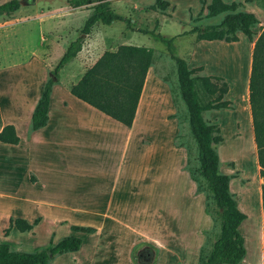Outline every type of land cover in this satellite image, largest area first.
I'll return each mask as SVG.
<instances>
[{
	"label": "rangeland",
	"instance_id": "374dc122",
	"mask_svg": "<svg viewBox=\"0 0 264 264\" xmlns=\"http://www.w3.org/2000/svg\"><path fill=\"white\" fill-rule=\"evenodd\" d=\"M5 1L7 0H0V4ZM29 1L19 0V3L20 6L27 7V14L30 12L32 16L36 15L39 12L38 10H46L45 8L49 5H51V9L63 5L67 6L65 4L66 0H36L33 6H29ZM153 1L109 0V4H111L110 7L115 13L132 19L131 22L123 24L119 29L123 33L122 35L129 30L149 29L164 37H172L173 54L183 59L190 52L192 41L195 39L194 34L183 33L192 26L201 27L216 24L222 17V13L212 17H205L206 10L203 8L201 18L193 20L191 17H194L200 9L198 0H167L169 5L163 11L149 10L148 5ZM205 1L207 3V0ZM252 1L258 6L256 9L253 8V12L258 18L256 28L260 29L264 26V0ZM47 3L50 4L48 5ZM246 10L251 12L252 7L248 6ZM88 13L87 9L73 10L60 20L52 16L48 21L55 25L58 31L66 33V31L82 28ZM13 15V12L9 14L0 13V24L6 21L7 18L13 17ZM121 22L124 23V21ZM120 24L119 21L111 23L116 28ZM5 36L7 37V34L0 36V61L3 64L18 60L22 56L21 41L13 40L11 33L8 38H5ZM123 40L124 38L122 36L119 37L117 33H115L113 39H105L101 44V48L92 50L93 54L88 55L85 63L82 62L80 57L82 64L79 70L81 71L92 64L102 50L114 49ZM129 42L128 44L152 49L153 56L150 69L153 70L154 75L166 83L170 91L171 102L172 99L174 100V103H172L175 109L173 116L177 126L174 143L182 145L188 151L186 168L197 177L195 172L197 166L195 145L188 131L184 105L179 98L175 66L166 51L165 45L155 40L151 35L143 33H132ZM205 48L208 49L210 47L205 46ZM201 49H203L202 46H197L195 49L194 61H197V54ZM218 50L220 56L226 59L234 53L233 48H219ZM209 64L213 68H219L217 66L218 63L211 58H209ZM219 64L222 65V62ZM227 64V74L234 79V83L231 89H228V96L224 95V98L226 97L225 99L231 102L232 109L207 110L202 112V117L205 121L216 123L219 126L223 140L215 146L219 156L218 169L222 173L234 175L229 180V190L236 196L237 201L240 189L247 186L250 180L242 173L241 168L236 166L235 161L230 156L229 147L232 143L241 141L244 138V132L250 138L251 131L247 128L248 116L245 112V103L238 94V86L236 84L238 78L244 84L243 70L242 68L239 69L238 62L234 64L227 60ZM221 67L224 68V66ZM197 74L201 75L203 71ZM15 77L17 78L14 81H17L19 73H15ZM149 93L151 96L153 93L152 87L149 88ZM199 95L202 97L201 92ZM157 97L158 100L156 98L148 100L144 113L148 110L155 116L160 108L165 106L161 101L162 96L157 94ZM244 122L247 123H245V130H242ZM150 125L149 123L141 125L138 128V133L142 137L146 135L150 137ZM27 131L28 121H25V116L21 115L19 117L21 145L17 148L0 146V194L9 193L14 198L13 201L0 198V206L11 207L10 203H12L14 212L22 213L23 211L27 217L32 218L31 223L34 219H38V222L29 231L19 232L11 228L4 235L3 230L8 226V223L2 226L3 221L0 218V241L7 242L12 250L31 252L46 246L49 238H51L52 243H55L62 236L71 234L68 225L60 220L64 219L69 223L71 221L75 224L85 225L91 222L93 218H96L85 213H55V210L50 207L32 204L31 198H40L47 203L67 204L73 201L99 205L104 201L107 202L104 194L113 172L112 168L116 163L117 144L97 152L45 151L46 161L41 164L44 165L42 167L44 169L42 171V183L44 185L42 184L43 189L39 190L26 185L23 181L21 171L23 165L21 161L19 162V168L12 169V176L9 174L11 169L8 168L6 162L7 159L12 157L22 158L25 145H27ZM59 161H63V163H57ZM61 164L67 166L66 170L60 171L59 166ZM61 172L64 173L62 174ZM11 179L13 183H11ZM173 181L174 188L171 193L169 180L168 186L165 179L152 185L150 176L143 175L134 182L132 189L126 192L123 199L116 200L111 198L109 201L110 207L119 209L122 218L138 228L139 232H141L140 236L152 238L154 242H138L129 249L127 256L126 244L129 239L133 238L132 236H137L127 230L120 232L108 230L101 236L94 238L83 235L79 236L82 247H80L75 257L67 253L59 254L49 264H70L72 260L75 261L74 264H197L196 256L198 250L200 246L206 244V239L217 231V221L214 214L206 209L203 193L196 191V184L192 180L194 185L190 184L186 178L175 175ZM116 185L120 186L121 184ZM25 197H29L30 202H24L23 199ZM238 207L247 215V218L239 226V231L245 239L246 255L238 264H254L260 260V251L255 246L257 231H259V236H262L263 242L262 214H258V222L256 223L255 217H249L244 207H240V205ZM92 243L97 245L96 252L94 251L96 254H94V257L87 258L85 255L93 254ZM159 250L160 257L156 261Z\"/></svg>",
	"mask_w": 264,
	"mask_h": 264
},
{
	"label": "crops",
	"instance_id": "0c3cea01",
	"mask_svg": "<svg viewBox=\"0 0 264 264\" xmlns=\"http://www.w3.org/2000/svg\"><path fill=\"white\" fill-rule=\"evenodd\" d=\"M208 1L209 0H207V2ZM222 1L226 3L231 1L241 2L244 10H246V7L251 6V12L253 14V8L256 9L258 7L252 0ZM35 2L36 0H30L29 6H33ZM47 4L49 5L50 3ZM65 4H67V2H65ZM109 6H111V4H109ZM45 9L46 10L44 11L38 10L39 12L32 16L30 12L27 14V7L20 6L19 3L18 8L13 11V17L7 18L6 21L0 24V36L7 34V37L5 36V38H8L11 33V38L13 40L21 41L22 45V56L19 57L18 60L11 61L7 64H3L0 61V129L6 124H11L14 127L15 133L19 135H17L19 141L16 144L0 142V146L17 148L21 145L22 140L19 133V117L24 115L25 121H28V131L26 133L27 145H25L22 158L17 159L12 157L11 159L6 160L8 168L11 169L9 174L12 176V169L19 168V162L21 161L23 165L21 168L23 181L26 185L32 186V188L42 190V171L44 170L42 167L44 165L41 164L46 161L45 151L49 150L72 153L97 152L102 149L105 150L113 144H117L116 163L112 168L113 172L108 181L106 193L104 194V198L107 199V202L104 201L99 205L89 202L77 203L73 201H70L67 204L54 202L47 203L40 198H31V203L50 207L55 210V213H85L90 214L92 217H96L93 218L91 222L85 224L95 228V231L92 233L86 234L74 232L69 229L70 233L76 236L85 235L94 238L101 236L108 230L112 232H114V230L118 232L127 230L130 233L137 235L136 237L132 236L133 238L129 239L126 244V253L128 256L129 249L138 242L154 241L152 238L140 236L141 232H139L138 228L122 218L119 209L110 207V199H123L126 192L132 189V186L135 184L134 182L143 175L150 176L152 179V185L165 179L167 183L166 185L168 186L169 180L171 193L174 188L173 178L175 175L182 176L186 178L190 184H193L189 178L188 172L185 170L187 158L186 150L183 146H175L174 144V136L177 132V126L174 116L169 117V115H173L175 112L174 106L171 102L169 88L163 80L154 75L153 70L150 69V63L143 79L133 119L129 127L76 98L69 92V86L76 83L83 72L91 66L104 51H113L119 45L140 47L139 45L128 43H130V35L132 33L143 32H141L140 29L133 31L129 30L122 35L123 33H121L119 29L123 24L127 23L119 21L121 24L116 28L114 25H111V23L114 22L112 21L108 25L100 22L94 23L86 34H81V28H76L64 33L58 31V28L48 21L49 18L54 16L60 20L66 15H69L71 11L79 9H87L88 12H90V5L72 7L67 4V6L63 5L53 9H51V5H49ZM131 21L132 19H129V22ZM257 24L253 27V31H256L253 39L264 27L257 29ZM115 33H117L119 37L122 36L124 40L114 49L102 50L92 64L80 71V65L82 64L80 57L82 62L85 63L88 59V55L93 54L92 50L101 48V44L105 39H113ZM236 35L238 40L234 42H225L217 39H193L192 48L184 60L186 61L188 68L202 65L204 75L214 74L222 76L226 81L229 90L234 83V79L227 74V60L234 64L235 62H238L239 69L242 68L243 70L245 101L249 115L247 81L252 42L248 41L245 35L240 31H237ZM78 36L82 39L79 51L70 61L58 70L57 79L51 86L45 125L36 130H31L29 128L30 115L40 96L43 84L49 76L50 70L62 55L67 45ZM197 46H202L203 49L199 50L197 54L198 59L197 61H194L195 49ZM205 46H209L210 48L207 49ZM219 48H233L234 53L228 59L222 58L219 54ZM83 57H85V59H83ZM209 58L215 60L218 63L217 66L219 68L211 67L209 64ZM221 62L222 65L219 64ZM221 66H224V68ZM15 73H19V79L17 81H14L17 78L15 77ZM237 83L238 81L236 84ZM150 87H152L153 91L151 96L149 93ZM157 94L162 96L161 101L165 106L160 108L158 114H155V116L148 110L144 113L145 105L148 100L153 98L158 100ZM155 95L156 97H154ZM225 96H228L227 92ZM147 123H149V125L151 124L150 137L147 135L142 137V135L138 133V128ZM57 163H63V161ZM66 167V165L61 164V166H59L60 171L66 170ZM56 169L58 168L56 167ZM61 173L63 174L64 172ZM11 183H13L12 179ZM116 184L121 185L117 186ZM0 198H5L10 201L14 200L9 193L0 194ZM29 200V197L23 199L26 203L30 202ZM10 205L11 207L0 206V218L3 221L2 226L8 223L9 218L20 216V218L31 223V217H27L23 211L22 213L14 212L12 203H10ZM60 221L67 224L68 228L69 225L75 224L71 221L69 223L64 219ZM80 247H82V244L79 246L78 250ZM96 249L97 245L92 243L93 254L85 256H87V258L94 257ZM78 250L66 253L75 257ZM159 257L160 250L157 253L156 261H158ZM74 263V260L70 262V264Z\"/></svg>",
	"mask_w": 264,
	"mask_h": 264
},
{
	"label": "trees",
	"instance_id": "16d2710c",
	"mask_svg": "<svg viewBox=\"0 0 264 264\" xmlns=\"http://www.w3.org/2000/svg\"><path fill=\"white\" fill-rule=\"evenodd\" d=\"M250 1V0H246ZM72 7L90 5V12L84 21L81 33H88L90 27L97 22L110 24L112 21L129 19L115 13L109 6V0H66ZM200 9L193 18L199 20L201 12L212 17L222 13L216 24L192 26L183 34H194L196 40H222L234 42L240 31L248 41L252 42L250 65L247 81V102L250 115L252 140L256 151V164L260 184V207L263 222L262 256L264 264V27L256 34L253 27L258 23L256 16L243 9V4L237 1L198 0ZM169 5L167 0H154L148 8L163 11ZM19 6L18 0H7L0 4V13L9 14ZM150 34L155 40L165 45L166 51L175 66L176 83L179 98L182 101L186 115L189 134L196 151L197 177L186 168L189 178L196 184V191L202 192L205 207L214 214L217 221V231L206 239V244L200 246L197 264H238L246 255L244 237L239 226L247 215L238 207L234 194L229 190V180L234 175L225 174L218 169V153L215 146L223 137L216 123L205 121L202 112L207 110L232 109L231 102L224 98L228 85L224 78L214 74H197L202 71V65L187 67L186 61L173 54L172 37H164L153 30H140ZM81 37L78 36L65 48L45 80L40 96L30 115L29 128L36 130L45 125L47 106L52 84L57 79L58 70L70 61L81 47ZM152 59V49L131 45H119L113 51H104L95 62L81 75L79 80L69 86V92L76 98L99 110L103 114L129 127L135 112L137 100L145 73ZM202 93L200 97L199 93ZM172 103L174 100L172 99ZM173 115H169L172 117ZM19 137L11 124L0 129V142L16 144ZM175 146H182L174 143ZM188 155V151H186ZM38 222L32 223L20 217L9 218L8 226L4 228L6 235L11 228L19 232L29 231ZM74 232L92 233L95 231L89 225H69ZM81 244L79 236L68 234L55 243L49 238L46 246L31 252L12 250L7 242L0 241V264H49L57 255L77 251ZM245 247V248H244Z\"/></svg>",
	"mask_w": 264,
	"mask_h": 264
},
{
	"label": "bare ground",
	"instance_id": "6f19581e",
	"mask_svg": "<svg viewBox=\"0 0 264 264\" xmlns=\"http://www.w3.org/2000/svg\"><path fill=\"white\" fill-rule=\"evenodd\" d=\"M240 81V82H239ZM238 86V94L245 103V112L247 114V122H248V129L251 131V124H250V117L247 112L246 102H245V91H244V84L239 79ZM241 104V102H240ZM243 123L242 130H245V123ZM247 129V130H248ZM244 138L241 141H237L232 143L229 147V153L232 159L235 161L237 167L241 168L242 173L249 178V183L247 186L242 187L237 196V204L240 207H244L246 213L249 217H255V222H258V214H261V207H260V178L258 177L257 171V164H256V156H255V148L252 140V132L250 138L247 137L246 133H243ZM218 151V150H217ZM241 173V174H242ZM242 209V210H244ZM254 222V223H255ZM261 223V222H260ZM255 225V224H254ZM256 226V225H255ZM263 227V226H262ZM259 228V227H258ZM262 233V230H261ZM260 240V242H259ZM256 248L260 251V260L256 261L254 264H262L263 256H262V236H259V231H257L256 235ZM257 258V256H255ZM246 261V260H245Z\"/></svg>",
	"mask_w": 264,
	"mask_h": 264
}]
</instances>
